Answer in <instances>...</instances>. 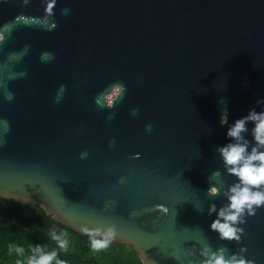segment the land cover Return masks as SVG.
Here are the masks:
<instances>
[{
	"label": "water",
	"instance_id": "obj_1",
	"mask_svg": "<svg viewBox=\"0 0 264 264\" xmlns=\"http://www.w3.org/2000/svg\"><path fill=\"white\" fill-rule=\"evenodd\" d=\"M0 37V198L112 225L143 264H264V207L239 243L209 227L237 180L226 130L264 110V0H0Z\"/></svg>",
	"mask_w": 264,
	"mask_h": 264
},
{
	"label": "clouds",
	"instance_id": "obj_2",
	"mask_svg": "<svg viewBox=\"0 0 264 264\" xmlns=\"http://www.w3.org/2000/svg\"><path fill=\"white\" fill-rule=\"evenodd\" d=\"M125 90L124 85L114 84L110 91L103 94V100L98 99L97 103L104 106L106 101L108 106H112L116 98ZM136 112L137 110L133 109L132 114L135 115ZM0 123L3 125V130L7 131V121ZM221 123H227L226 110L221 116ZM249 123L253 125L250 129L251 141L244 135L249 132ZM151 127L149 124L147 130L151 131ZM226 137L231 138L230 142L219 147L218 151L227 171L237 180L226 190L228 203L217 212V218L212 220L209 227L219 233L221 240H235L239 243L244 233V228L239 225L246 222L247 216L255 215L258 208L264 207V110L250 109L246 115L232 123L226 130ZM217 192L218 188L210 185L209 194L215 195ZM213 211H216L215 205L210 206L209 214ZM81 231L89 236L90 245L94 250L106 248L116 234L115 227L112 225L95 228L82 226ZM62 236L63 234L53 233L52 238L57 241L60 248H66L68 241ZM246 252L247 247L244 245H241L239 252L228 255H225V248L213 252L205 246L201 252L204 257L201 264H256L254 259L244 255ZM34 253L29 264H51L57 255L54 251L44 252L39 246L34 249ZM58 264L63 262L58 261Z\"/></svg>",
	"mask_w": 264,
	"mask_h": 264
},
{
	"label": "trees",
	"instance_id": "obj_3",
	"mask_svg": "<svg viewBox=\"0 0 264 264\" xmlns=\"http://www.w3.org/2000/svg\"><path fill=\"white\" fill-rule=\"evenodd\" d=\"M53 233L63 234L66 248ZM37 246L56 252L51 264H143L130 245L110 243L94 250L88 235L62 225L40 205L0 198V264H29Z\"/></svg>",
	"mask_w": 264,
	"mask_h": 264
}]
</instances>
